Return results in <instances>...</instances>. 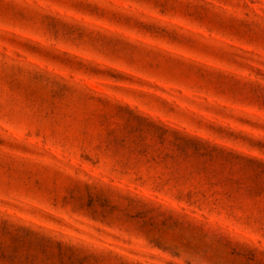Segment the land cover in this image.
<instances>
[{
  "label": "rangeland",
  "instance_id": "1",
  "mask_svg": "<svg viewBox=\"0 0 264 264\" xmlns=\"http://www.w3.org/2000/svg\"><path fill=\"white\" fill-rule=\"evenodd\" d=\"M0 264H264V0H0Z\"/></svg>",
  "mask_w": 264,
  "mask_h": 264
}]
</instances>
